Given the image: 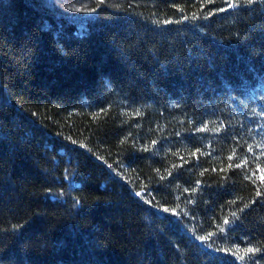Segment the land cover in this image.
<instances>
[{"label": "trees", "instance_id": "trees-1", "mask_svg": "<svg viewBox=\"0 0 264 264\" xmlns=\"http://www.w3.org/2000/svg\"><path fill=\"white\" fill-rule=\"evenodd\" d=\"M227 2L0 0V264H264V0Z\"/></svg>", "mask_w": 264, "mask_h": 264}, {"label": "snow or ice", "instance_id": "snow-or-ice-1", "mask_svg": "<svg viewBox=\"0 0 264 264\" xmlns=\"http://www.w3.org/2000/svg\"><path fill=\"white\" fill-rule=\"evenodd\" d=\"M246 2L248 4H253L256 2V0H246ZM100 3L103 4L104 3V0H100ZM239 6V0H228L227 2V8L228 9H231V8H234V7H238ZM95 9H93L94 11ZM220 11H225V9H220ZM201 131H203L204 129H200ZM155 143V142H153ZM249 151H251V149H249ZM229 159H232V157H229ZM237 168L241 167V164H236L235 165ZM260 181L261 182H264V172H262V174L260 175L259 177ZM257 196H260L262 193L257 190ZM137 195H141V193H137ZM165 211H168L167 209H165ZM233 216H235V213H233ZM225 225H228L230 223V221L228 219H225L224 222H223ZM221 231H225V229L221 228L220 229ZM212 233L209 234V236H211ZM206 239V237H201V240H204ZM261 251V249L259 248H255V247H249L247 249H245V254L246 255H256L257 253H259ZM240 260H244L245 259V256H240L239 257ZM253 264H259V261H253Z\"/></svg>", "mask_w": 264, "mask_h": 264}]
</instances>
